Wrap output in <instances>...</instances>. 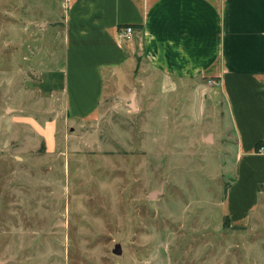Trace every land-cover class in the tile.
Segmentation results:
<instances>
[{"label":"rangeland","instance_id":"rangeland-1","mask_svg":"<svg viewBox=\"0 0 264 264\" xmlns=\"http://www.w3.org/2000/svg\"><path fill=\"white\" fill-rule=\"evenodd\" d=\"M34 1L0 0V264H264V184L245 225L224 214L238 143L218 86L141 59L69 121L27 84L62 52Z\"/></svg>","mask_w":264,"mask_h":264},{"label":"crops","instance_id":"crops-1","mask_svg":"<svg viewBox=\"0 0 264 264\" xmlns=\"http://www.w3.org/2000/svg\"><path fill=\"white\" fill-rule=\"evenodd\" d=\"M15 3V14L24 16ZM59 4L64 15L45 17ZM30 6L44 22L60 25L62 52L52 53L54 64L27 84L40 98L59 101L69 121L97 119L108 79L141 59L167 78L217 85L238 143L224 214L233 225L251 219L264 184V151H257L264 141V0H35ZM123 25L135 27L130 42L119 38Z\"/></svg>","mask_w":264,"mask_h":264},{"label":"built area","instance_id":"built-area-1","mask_svg":"<svg viewBox=\"0 0 264 264\" xmlns=\"http://www.w3.org/2000/svg\"><path fill=\"white\" fill-rule=\"evenodd\" d=\"M118 35L121 41L130 42L134 38L135 27L133 25H123L119 28ZM261 150L264 151V145L260 147L259 151Z\"/></svg>","mask_w":264,"mask_h":264},{"label":"trees","instance_id":"trees-1","mask_svg":"<svg viewBox=\"0 0 264 264\" xmlns=\"http://www.w3.org/2000/svg\"><path fill=\"white\" fill-rule=\"evenodd\" d=\"M262 145H264V141H261V142H259V143L257 144V151L260 150V147H261ZM228 187H229V184L226 185V192H227ZM227 219L229 220L228 217H227Z\"/></svg>","mask_w":264,"mask_h":264}]
</instances>
